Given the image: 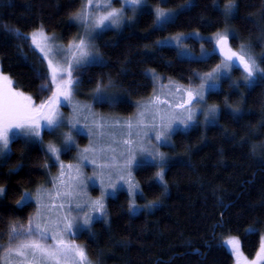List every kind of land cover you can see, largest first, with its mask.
<instances>
[{
  "label": "trees",
  "instance_id": "trees-1",
  "mask_svg": "<svg viewBox=\"0 0 264 264\" xmlns=\"http://www.w3.org/2000/svg\"><path fill=\"white\" fill-rule=\"evenodd\" d=\"M225 2L167 0L165 6L186 7L163 27L155 26L152 11H144L133 25L102 35L104 66L81 68L75 75L87 90L96 87L101 77L105 82L113 78L124 98L108 109L128 115L134 112L136 100L153 91L148 69L189 83L221 61L217 53L199 60L183 58L175 47L156 41L180 32L211 35L228 24L235 31L231 43L250 44L264 68V0H237L238 13L229 22L221 14ZM82 3L0 0L1 69L15 88L31 95L37 104L51 95L50 73L26 34L42 27L70 41L77 27L69 18ZM8 29H19L26 38ZM234 79H223L220 89L208 95L221 109L215 125L197 124L173 135L175 156L165 173L167 192L154 178L156 167L137 169L142 190L138 201H160L151 211L129 212L126 191L109 198L107 219L94 222L80 237L91 260L97 264H234L223 244V238L231 234L240 238L247 257L255 256L264 230V80L249 88L243 83L230 86ZM235 107L243 110L238 120L229 115ZM252 144L258 146L256 154L251 152ZM49 161L43 145L25 143L22 138L12 142L7 161H0V186L6 189L0 197L1 240H8L13 221L28 222L34 204L17 205L16 201L25 190L32 192L44 182Z\"/></svg>",
  "mask_w": 264,
  "mask_h": 264
},
{
  "label": "snow or ice",
  "instance_id": "snow-or-ice-1",
  "mask_svg": "<svg viewBox=\"0 0 264 264\" xmlns=\"http://www.w3.org/2000/svg\"><path fill=\"white\" fill-rule=\"evenodd\" d=\"M144 0H124L125 7L113 8L111 0H107L104 5L105 10L93 14L91 11L93 0H87L84 7L72 15L74 21H78L84 28L83 36H78L75 41L69 42L66 48H58L50 41L46 33L41 30L39 33L33 32L30 35L32 44L40 53L43 54V59L47 61L48 70L51 80V95L36 104L31 95L26 94L22 90L15 88L12 78L3 71H0V161L6 162L11 152L10 142L12 135H19L24 138L25 143L42 141L41 131L46 129L49 133H54L62 125L65 124L63 114L60 112V107L64 104L71 105L73 116L68 119L67 123L70 128H77L80 123L82 114L87 112L91 117V123H85L84 127L88 129L89 136L96 135L103 138L105 135L111 136L112 133L105 132V129L126 128L129 139L123 140L124 151L119 153L122 163L116 161L115 156L110 158V162L100 164V179L101 184L104 182L105 170H108V187L116 188L111 175L115 174L119 180L128 184L130 193H134L138 185L131 181V169L133 166L141 167L145 164L154 166L158 170L154 174V178L158 179L167 192V181L165 180L166 169L169 165L170 158L165 153L160 152L158 147L148 143L150 133H154V138L159 145L169 144L171 136L183 126L186 130L197 122V114L204 116L205 125H215L221 115V109L218 105H208L206 94H212L220 89V81L222 79H230V72L233 65L238 62V66L243 69L244 83L246 87H254L260 80H264V68L257 63L255 56L251 55L247 49L248 45L241 43L240 50L235 51L229 43V37L234 35L229 29L215 34V47L213 52L219 51L223 57V62L218 64L211 72L205 73L203 76H197L200 83L195 87L181 88L177 87L176 91L180 93L179 103H170L161 101L158 96H154L151 101L144 105H138L142 110L139 111L135 123L129 119L121 121L119 118H114L109 121L108 118L97 115L92 111L91 105H82L79 102L73 103V93L77 84L80 83L77 70L91 65L104 66L106 61L99 51H94L95 45L93 41L102 35L105 28L111 26L119 28L125 23V10L130 7L134 12L142 7ZM183 7V6H182ZM219 8V5L217 4ZM239 4L237 0H226L221 14L227 20L238 13ZM176 10H167L157 7L155 9L156 23L160 26L174 19ZM8 26L5 25V28ZM15 31L17 36L21 38L24 34L19 29H8ZM191 35V34H188ZM188 35L183 33L173 37H167L163 40H158L156 43L161 46H167L174 42L179 50L183 53L185 49L182 47V41L188 38ZM58 52L65 53V62L56 63L52 56ZM202 54L205 50L202 46ZM264 60V55L261 57ZM150 74L155 79V71L151 70ZM230 86H239V82L233 81ZM44 86H42L43 88ZM116 91H113V90ZM93 100L100 104L116 105L121 102L122 96L118 91V84L113 78L109 77L107 82L101 77L97 82L93 92ZM162 104H167V108H161ZM206 105V107L196 108L193 110V105ZM227 104V100H225ZM152 110V123L145 124L146 112ZM230 117L233 120H238L243 115V110L240 107L230 109ZM85 120L88 117H83ZM157 120L159 121L157 123ZM264 126V122H262ZM133 129L136 132L133 133ZM13 130H16L13 133ZM135 135L137 139L133 140ZM62 146L57 147L55 144L47 145V153L54 157L57 162H60L62 152H67L75 145V139L71 132L63 134ZM244 142L243 140L241 141ZM257 145L252 144L251 152L256 154ZM109 151L115 152V149L109 148ZM85 154L92 153L97 155V149L93 146L83 150ZM99 152L102 154L104 149ZM138 157H140L138 159ZM87 155H82L81 159H87ZM95 164V160L92 161ZM64 164L60 162L59 188L55 195L71 200L78 197L76 189L83 186L85 179L80 169L76 168V175L70 177V183H66L64 177ZM69 169L73 165L67 166ZM95 175V174H94ZM54 184L56 180L54 179ZM60 188L64 191H60ZM6 189L0 186V197H3ZM32 198V193L25 190L20 199L16 201L17 205H22L24 202ZM46 198H51V193H45L44 190H38L36 193V203L38 211L35 218L30 217L27 227L23 224L17 225L14 221L9 226L8 244L4 250V259L6 264L15 257L19 264H92L88 259L86 249L66 241L63 239L65 233H71L74 228L80 227V217H73L68 213L57 215L56 219H52L51 215L45 217V212L49 210V204L45 203ZM160 201H150L149 204L143 207H154ZM85 206L90 207L93 212H98L101 216L106 215V206L103 197L90 201ZM138 205L133 202L129 204V212H133ZM59 208H64L63 204ZM76 209L82 210V206L77 203ZM93 217L85 214L83 216L84 225H90ZM50 238L53 243L49 244L46 241ZM15 241V243H13ZM225 245L236 254L239 258L242 253L240 250V240L238 237H229L224 241ZM257 259L251 262L245 261V264H260L264 261V237L261 238L260 249L257 252Z\"/></svg>",
  "mask_w": 264,
  "mask_h": 264
},
{
  "label": "rangeland",
  "instance_id": "rangeland-1",
  "mask_svg": "<svg viewBox=\"0 0 264 264\" xmlns=\"http://www.w3.org/2000/svg\"><path fill=\"white\" fill-rule=\"evenodd\" d=\"M166 1L167 0H144L142 7L136 9L135 12L130 7L126 8V10H125V23H123L119 28H114L111 26L105 28L102 32V35L108 30H114V31L119 32V31L123 30L126 26L133 25L138 20L139 16L144 11H152L155 14V9L157 7L164 9L165 11L176 10V14L174 16V19H175L176 15L182 9H184L186 7V5H180L177 7L165 6L164 3ZM86 3H87V0H83L82 6L78 11H80ZM106 3H107V0H93L92 7H91L92 13L96 14L99 12H103L105 10L104 5H106ZM111 6L113 8L125 7L124 0H111ZM71 17L72 16H70L69 21L72 24L76 25L77 31H76L75 35L72 37V39L68 42H64L59 33L47 32L45 29H43V31L46 33V35L48 37L52 38V40L50 42L52 44H55L58 48H66L67 45L69 44V42L75 41L78 36H83L85 33V28L78 21H74ZM155 19H156V17H155ZM174 19H172L170 21H173ZM227 20L229 22L231 20V18H229ZM164 25L160 26L157 23H155L156 27H163ZM225 29H229L230 31H232L235 34V31L233 30L232 26H230V24H228L224 29L218 31L217 33L223 32ZM40 30H41V28L32 30L30 32H27L26 35L30 38L31 33H33V32L39 33ZM180 33H183L185 35L191 34V35H188L187 39L182 41V47L185 49V51L183 53H179V50L175 46L174 42H172L168 45L175 47L181 57L193 59V60H199V59L208 58L213 53H217L218 55H220L218 50L213 52V49L215 47V34L216 33L211 34V35H203L197 31L185 32V33L180 32ZM180 33L168 35L164 38L173 37V36H176L177 34H180ZM102 35L93 41V43L95 45L94 51H99L100 54H102L101 47H100V39H101ZM232 36L229 37V43H230L231 47L233 48V50L239 51L241 43L238 46H234L231 43ZM164 38H161L159 40H163ZM30 40H31V38H30ZM242 43L249 46L247 51L251 55L256 57L257 63L260 65V61H259L260 55H258V53H256L251 48L250 44H247L246 42H242ZM202 46H203V49L205 50V54H202ZM36 50L39 52L38 49H36ZM40 55L43 57L42 53H40ZM220 57H221V61L218 64H221L223 62V57L221 55H220ZM52 59L56 63H64L65 62V53L58 52L57 54L52 56ZM46 63H47V61H46ZM217 65H215L211 70H209L207 72L199 73L197 76H203L205 73L211 72ZM151 70H154V69H148L147 70L148 73H150ZM0 71H2L1 65H0ZM4 74H6V73H4ZM6 75H8V74H6ZM74 75H75V73H74ZM229 75H230V78L235 77L234 80L239 82V85L241 83L245 84L244 79H243V77H244L243 69L238 66V62L233 65L232 71L230 72ZM155 77H156L155 79L152 78L153 83H154V88H153L152 93L147 97L136 100L134 112L131 114H128V115H123V114L117 113L114 110L108 109L110 106L112 107L113 105H109L107 103H105V104L96 103L93 100V92H94L95 87L92 89H88V90L85 89L80 78H79L80 83L77 84L75 89H74L73 103L79 102L82 105H91L92 111L94 113H96L97 115H102V116L108 118L109 121H112L114 118H119L122 122L125 120L131 119L135 123V121L138 117L139 111L142 110L140 107H138V105L147 104L149 101H151L153 99L154 96H158L161 101H168L170 103H179L181 94L176 91L177 87H181V88L195 87L200 83L199 79H196V81H192L189 83H183V82H181L175 78L164 76L163 74H160L156 71H155ZM222 80L220 81V84H221ZM113 91H116V90L114 89ZM118 91L120 92L122 99H123L124 98V92L120 88H118ZM208 95L209 94H206L207 104L208 105H217V104L211 103L208 100ZM200 107H206V105L194 104L193 110L195 111L196 108H200ZM161 108L166 109L167 104H162ZM60 112L63 114V117L65 119V124L62 125L59 129H57L54 133H49L46 129H42V131H41L42 141L41 140H36V141L39 142L41 145H43L46 150H47V145L49 143L55 144L57 147H60V146H62V142H63V138H64L63 134L71 132L74 139H75V145L72 146L70 148V150H68L67 152H62L60 155V162H62L65 166L64 167V173L65 174H64L63 179L65 180L66 183H70L71 181L69 178L74 177L76 175V168L77 167L80 169V172L84 177H91L92 179H85L83 186L78 187L76 189L77 193L79 194L78 197H74L71 200H69L67 198H63V197H57L55 195V193H56L57 189L59 188V179H56V178H59V176H60V171H61L60 162H57L54 157H52L48 154L50 161L46 164L47 176H46L44 182L39 187H37L34 191L31 192L32 198L30 200L24 202V203L32 202L34 204V212L32 213L31 217L35 218L37 211H38V205H37L36 199H35L37 191L38 190H44L45 193H51V198H46L44 202L49 204L50 206H54V207H50L49 210L47 212H45V217L47 218L48 215H51L52 219H56L58 214L63 215L65 213H68L73 217H80V219H79L80 227L74 228L71 233H65L63 236V239H65L66 241H68L70 243H74V244H77V245L85 248L80 237H81L83 232L89 231L91 229L94 222L101 220V219H107V217H108V214H107L108 213V200L110 197H115L120 191H126L130 197V203L134 201V203L139 206L132 212L133 214H137V213H140L142 211H151L153 209V207L150 206V207L145 208L143 206L146 204H149V202L141 203L138 201L139 197L142 195L141 185L139 184L137 177H136V171L139 167L133 166L131 169V178L130 179L132 182H134L136 185H138V187L134 193H130L128 190V184L124 181L119 180V178L115 174L111 175V179H112L113 183L116 184V188L113 190L110 187H108V177H109L108 170H105L104 182H103V184H101V179L99 176L100 169L98 166L100 164L110 162V158H112L113 156H115L116 161L118 163H122V160H120L119 153L124 151V145H123L122 141L129 139V137L127 135L128 130L126 128L122 129V128L117 127L115 129H105L104 130L106 133L107 132L112 133L111 136L105 135L103 138H99L96 135L89 136L88 129L84 127L85 123H89V124L91 123V117L88 116L87 112L82 114V117L80 119V123H79V125H77V128H75V129L70 128L68 126V123H67L68 119L73 116L72 106L64 104L60 107ZM86 116L88 117L87 120H85L83 118ZM144 122L146 125H150L152 123V110L151 109H149L146 112ZM158 122L159 121L157 120V123ZM197 124H201L203 126H206L204 123V116L202 114H197V122L193 126H195ZM193 126H191L190 128H192ZM190 128L185 130L183 128V126H180V128L177 129V131L175 133L181 132V131H188ZM15 132H16V130H13V133H15ZM135 132H136V129H133V133H135ZM10 135L13 136V138L10 142V148H11L12 142L16 138L24 139L22 136H19V135H13V134H10ZM173 135L171 136V140H170L169 144H166V145H159L158 142L154 138V133H150V139L148 140V143H150L154 147H158V150L160 152L165 153L166 156H168L170 158L169 163L173 160V158L175 156V153H173V151H172L173 146H174ZM132 139L135 140V139H137V137L135 135H133ZM93 146L97 149V155L93 156L92 153L85 154L83 152V150L85 148H90ZM101 148L104 149V152L102 154L99 152V150ZM109 148L115 149L116 151L115 152L109 151ZM82 155H87L88 158L87 159H81ZM139 158L140 157H138V159ZM93 160H95V164L92 162ZM69 164L73 165V168L69 169L67 167ZM145 165H147V164H145ZM54 179L56 180L55 184L53 182ZM157 181L160 183V181L158 179H157ZM60 191H64V189L60 188ZM101 197H103V200H104V203L106 206V215H104V216H101L98 212H93L90 207L85 206L90 201L100 199ZM77 203H79L82 206V210L76 209ZM60 204H63L64 208H59ZM85 214H88V215L93 217L90 225H84V223H83V216ZM19 224H23L25 227H27L28 222L17 223V225H19ZM50 236H51V234H49V239L46 241L49 244L53 243ZM229 237H238V236L231 234V235H228L227 237H224L223 238V244L224 245H225L224 241ZM262 237H264V230L261 231V238ZM239 240H240V238H239ZM13 243H15V241H13ZM7 244H8V240L3 241L0 239V264H6L5 259H4V250H5V247L7 246ZM260 245H261V243H260ZM226 247L234 257V264H245V261L251 262L253 260H256L257 259L256 254L260 249V246H259L255 256L252 258H249L243 252L241 241H240V250H241L242 255L238 258L236 256V254H234L229 249L228 246H226ZM88 259L92 262V264H97L96 262L91 260L89 257H88ZM8 264H19V261L15 257H13L10 261H8ZM260 264H264V261H261Z\"/></svg>",
  "mask_w": 264,
  "mask_h": 264
}]
</instances>
